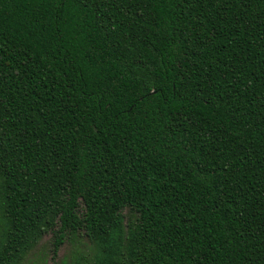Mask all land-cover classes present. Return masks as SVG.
Returning <instances> with one entry per match:
<instances>
[{"label": "trees", "instance_id": "16d2710c", "mask_svg": "<svg viewBox=\"0 0 264 264\" xmlns=\"http://www.w3.org/2000/svg\"><path fill=\"white\" fill-rule=\"evenodd\" d=\"M0 205V264H264V0H0Z\"/></svg>", "mask_w": 264, "mask_h": 264}, {"label": "rangeland", "instance_id": "374dc122", "mask_svg": "<svg viewBox=\"0 0 264 264\" xmlns=\"http://www.w3.org/2000/svg\"><path fill=\"white\" fill-rule=\"evenodd\" d=\"M78 214L85 212L84 205L79 202ZM2 206L0 205V239L3 231ZM123 218V247L126 249L127 236L132 224H136L139 214L131 207L121 210ZM53 226L36 232L32 236L31 247L16 260L15 264H91L97 254L96 246L90 241L84 230L67 231L60 246L54 247L55 233L59 229L58 219L53 220ZM124 249V250H125Z\"/></svg>", "mask_w": 264, "mask_h": 264}]
</instances>
